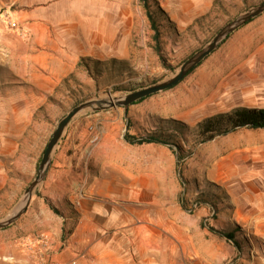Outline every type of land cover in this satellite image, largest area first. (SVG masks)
Listing matches in <instances>:
<instances>
[{
	"label": "rangeland",
	"instance_id": "1",
	"mask_svg": "<svg viewBox=\"0 0 264 264\" xmlns=\"http://www.w3.org/2000/svg\"><path fill=\"white\" fill-rule=\"evenodd\" d=\"M126 1L148 21L139 0ZM153 1L149 9L159 30V45L152 41L148 22V40L136 45L132 55L84 58V64L80 61L84 72L48 89L42 102L0 103V222L21 208L43 150L73 108L121 98L172 78L221 29L264 4V0ZM240 107L264 109V13L232 32L175 87L144 98L125 112L123 107L95 111L94 106L79 113L64 129L52 155L56 158L59 151L67 161H85L91 172L93 161L103 159L92 154L94 145L109 146L116 158L124 154L119 146L128 145L123 140L128 119L135 137H161L189 154L178 174L171 148L126 147L139 202L149 205L146 218L164 227L159 264H264V211L254 207L255 195L243 183L248 171L264 173V130L235 133L238 151L232 145L223 163L196 133L203 119ZM82 131L88 135L83 153L76 149ZM95 133L98 140L93 143ZM61 139L67 144L63 149L58 148ZM222 169L234 173V184L223 182L228 176ZM74 173L64 180L73 196L83 179L80 168ZM42 182L23 214L0 230V264H45L54 238L61 249L75 225L77 211L71 200H49L58 212L53 213L42 199ZM67 217L72 219L68 225L63 221ZM210 229L233 233L239 250Z\"/></svg>",
	"mask_w": 264,
	"mask_h": 264
},
{
	"label": "crops",
	"instance_id": "2",
	"mask_svg": "<svg viewBox=\"0 0 264 264\" xmlns=\"http://www.w3.org/2000/svg\"><path fill=\"white\" fill-rule=\"evenodd\" d=\"M8 20L16 24L15 29L7 26ZM148 35V21L126 0H0V73H4L0 74V103L42 102L48 89L84 72L81 59L132 55L135 46L147 41ZM244 130L255 131L241 129L204 144H210L223 163L229 148L234 146L238 151L233 136ZM97 136L93 134L98 140ZM78 138L76 149L83 153L88 135L82 131ZM66 145L61 139L58 148ZM150 145L155 144L141 146ZM119 147L124 154L116 158L109 146L94 145L92 154L103 159L93 161L91 172L85 161H67L59 151L56 158L51 155L49 170L40 185L42 199L71 200L77 216L61 249L54 238L45 264H159L164 253V227L146 218L149 205L147 201L139 202L125 159L128 145ZM221 166L225 169L224 164ZM78 168L83 179L73 196L64 180ZM226 174L228 178L223 182L234 184V173L222 169V175ZM243 183L255 195L254 207L264 211V173L254 175L248 171ZM163 211L161 208V215ZM63 221L68 225L72 219Z\"/></svg>",
	"mask_w": 264,
	"mask_h": 264
},
{
	"label": "water",
	"instance_id": "3",
	"mask_svg": "<svg viewBox=\"0 0 264 264\" xmlns=\"http://www.w3.org/2000/svg\"><path fill=\"white\" fill-rule=\"evenodd\" d=\"M264 13V4L260 5L256 9L252 10L251 12L237 18L230 24H228L225 28L221 29L217 35L212 39V41L198 54L189 58L180 68L179 72L173 76L172 78L158 83L153 86H149L146 88L139 89L137 91L131 92L124 97L121 98H108L106 100L100 101H91L83 103L75 108H73L57 125L56 129L51 135L45 149L43 150L41 161L38 167V171L36 177L29 185L27 190L25 191V197L23 200V204L21 208L13 214L12 217L6 219L3 222H0V230L6 228L7 226L11 225L23 212L25 211L26 207L30 202L31 195L36 187L44 180L49 167H50V159L52 152L56 145L58 144L64 129L68 126L70 121L75 118L79 113L83 112L86 109H92L94 106L95 111L104 110L109 108L115 107H123L124 112L126 111L127 107L136 103L137 101L150 97L160 92H164L175 87L178 83H180L186 75L195 67H197L203 60L206 59L208 55H210L218 45L228 37L232 32H234L239 27L247 24L252 19L258 17L260 14Z\"/></svg>",
	"mask_w": 264,
	"mask_h": 264
},
{
	"label": "trees",
	"instance_id": "4",
	"mask_svg": "<svg viewBox=\"0 0 264 264\" xmlns=\"http://www.w3.org/2000/svg\"><path fill=\"white\" fill-rule=\"evenodd\" d=\"M140 4L145 10L147 20L149 22V27L153 32L152 41L156 44H160V34L155 20L153 19L149 4L153 3V0H139ZM154 51L161 58L160 50L154 47ZM82 64H84L85 59H81ZM192 69L190 72H192ZM190 72L188 74H190ZM187 74V75H188ZM144 99L133 103L135 105ZM125 133L123 135V140L125 143L131 146H141L148 144H155L160 146H166L171 148L173 154L176 157V165L179 174V166L186 159L189 154H184L181 152L176 145L170 144V142L161 137L145 136V137H135L130 133L131 123L127 119L125 120ZM241 129L247 130H264V109H250V108H237L228 113L216 114L203 119L196 125V133L201 138L202 142H209L217 137H223L233 132ZM44 201L50 208V210L57 214L58 212L52 206L48 199L44 198ZM211 232L224 238L233 244L236 250H239V244L234 239L233 233H223L219 231H214L210 229Z\"/></svg>",
	"mask_w": 264,
	"mask_h": 264
},
{
	"label": "built area",
	"instance_id": "5",
	"mask_svg": "<svg viewBox=\"0 0 264 264\" xmlns=\"http://www.w3.org/2000/svg\"><path fill=\"white\" fill-rule=\"evenodd\" d=\"M7 26L10 28V29H15L16 28V24L11 22L10 20H8V23H7ZM97 141V138L96 137H93L92 138V142H96Z\"/></svg>",
	"mask_w": 264,
	"mask_h": 264
}]
</instances>
